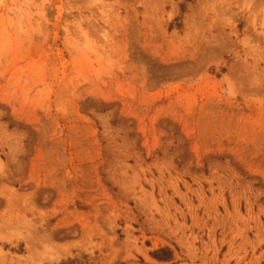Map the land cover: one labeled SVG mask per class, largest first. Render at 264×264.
I'll return each mask as SVG.
<instances>
[{
	"label": "rangeland",
	"instance_id": "374dc122",
	"mask_svg": "<svg viewBox=\"0 0 264 264\" xmlns=\"http://www.w3.org/2000/svg\"><path fill=\"white\" fill-rule=\"evenodd\" d=\"M0 264H264V0H0Z\"/></svg>",
	"mask_w": 264,
	"mask_h": 264
},
{
	"label": "trees",
	"instance_id": "16d2710c",
	"mask_svg": "<svg viewBox=\"0 0 264 264\" xmlns=\"http://www.w3.org/2000/svg\"><path fill=\"white\" fill-rule=\"evenodd\" d=\"M153 255L160 261H167L171 259L172 252L168 248H162L159 251L155 252Z\"/></svg>",
	"mask_w": 264,
	"mask_h": 264
}]
</instances>
